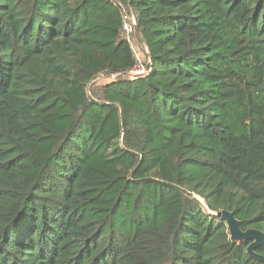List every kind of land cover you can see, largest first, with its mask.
<instances>
[{
	"label": "trees",
	"instance_id": "trees-1",
	"mask_svg": "<svg viewBox=\"0 0 264 264\" xmlns=\"http://www.w3.org/2000/svg\"><path fill=\"white\" fill-rule=\"evenodd\" d=\"M221 210L264 235V0H0V264H264Z\"/></svg>",
	"mask_w": 264,
	"mask_h": 264
},
{
	"label": "water",
	"instance_id": "water-1",
	"mask_svg": "<svg viewBox=\"0 0 264 264\" xmlns=\"http://www.w3.org/2000/svg\"><path fill=\"white\" fill-rule=\"evenodd\" d=\"M216 217L223 222L229 232V237L232 242L241 243L243 241H250V245L246 249L247 255L254 260L264 261V257L257 255L255 250L264 246L263 233L248 229L246 231L241 230V223L238 221L234 214L227 210H221L217 212Z\"/></svg>",
	"mask_w": 264,
	"mask_h": 264
},
{
	"label": "built area",
	"instance_id": "built-area-1",
	"mask_svg": "<svg viewBox=\"0 0 264 264\" xmlns=\"http://www.w3.org/2000/svg\"><path fill=\"white\" fill-rule=\"evenodd\" d=\"M135 27H136V21L132 11L130 10L129 13H124L122 19L121 34L123 38L131 45L133 44L132 37L135 31ZM148 72H149L148 68L142 65V63L139 61L137 66L128 73V78L131 81H136L138 79L145 77L148 74Z\"/></svg>",
	"mask_w": 264,
	"mask_h": 264
},
{
	"label": "rangeland",
	"instance_id": "rangeland-1",
	"mask_svg": "<svg viewBox=\"0 0 264 264\" xmlns=\"http://www.w3.org/2000/svg\"><path fill=\"white\" fill-rule=\"evenodd\" d=\"M144 48H145L144 45L140 42V38L135 37V43L133 40V44H132V49H133L134 55H135L136 59L138 60V63L140 61L142 63V65L146 66L144 63V61H145ZM102 82H104V81H102Z\"/></svg>",
	"mask_w": 264,
	"mask_h": 264
}]
</instances>
